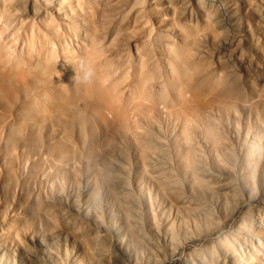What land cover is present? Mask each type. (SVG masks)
I'll use <instances>...</instances> for the list:
<instances>
[{
  "label": "rangeland",
  "instance_id": "374dc122",
  "mask_svg": "<svg viewBox=\"0 0 264 264\" xmlns=\"http://www.w3.org/2000/svg\"><path fill=\"white\" fill-rule=\"evenodd\" d=\"M54 1L0 0V238L134 264L217 196L137 264H264V0Z\"/></svg>",
  "mask_w": 264,
  "mask_h": 264
},
{
  "label": "bare ground",
  "instance_id": "6f19581e",
  "mask_svg": "<svg viewBox=\"0 0 264 264\" xmlns=\"http://www.w3.org/2000/svg\"><path fill=\"white\" fill-rule=\"evenodd\" d=\"M53 3L60 4V1L55 0ZM221 207V204L217 198V196H211V202L207 204L204 207H200L196 209L195 211H186L184 212L185 215H187L188 219H192V225L189 226V220L185 217H180L181 212L177 213L178 219H181L179 224L177 225V230L175 229L171 230H164L160 228L159 226H156V231L154 232V238H150V240H147V243L145 245L138 244L135 245V248L131 251L135 254L136 259L133 261L134 264H137L139 261L137 259L138 251H142V248L146 247L149 249L150 252L158 251L163 256L169 257L172 255V250L175 244L179 242L180 237L182 236L181 233L183 232L182 228H185V231L190 230L191 228H195L198 225L197 219L202 222L204 219L208 218L211 213L213 212V209H218ZM137 224V223H136ZM138 225V224H137ZM180 225L182 227H180ZM96 232V231H95ZM103 230L97 231V239L96 242L93 245L88 246V249L91 250L93 253L92 258L101 260L104 256L101 250L104 249L106 244L103 242V235L105 233H102ZM30 236V235H29ZM14 238L17 240L16 243L10 244L8 243V239L6 237L0 238V264H45L46 263V257L49 256L45 252L40 253L35 251V247L39 246V243H37V240L31 235L28 237V240L31 243V246L25 248L21 245V243L18 242L20 240L17 233H14ZM1 246L4 247V249L1 248ZM47 248V247H46ZM101 249V250H98ZM48 251H50L48 249ZM67 251V249H66ZM129 250H126V253ZM10 252V254H9ZM12 252V256H11ZM130 252V253H131ZM66 255L68 253L66 252ZM129 254L125 257L127 262H130L131 259H129ZM56 258H59L58 255H55ZM78 262V260H77ZM60 264L63 262L60 261ZM91 264V262H90ZM110 264V263H108Z\"/></svg>",
  "mask_w": 264,
  "mask_h": 264
},
{
  "label": "clouds",
  "instance_id": "9594fccd",
  "mask_svg": "<svg viewBox=\"0 0 264 264\" xmlns=\"http://www.w3.org/2000/svg\"><path fill=\"white\" fill-rule=\"evenodd\" d=\"M95 75L94 66L88 61L87 58H82L78 64V68L75 69V82L88 83Z\"/></svg>",
  "mask_w": 264,
  "mask_h": 264
}]
</instances>
